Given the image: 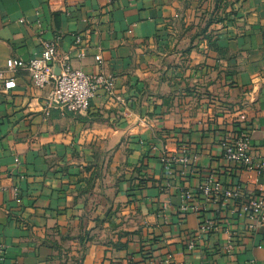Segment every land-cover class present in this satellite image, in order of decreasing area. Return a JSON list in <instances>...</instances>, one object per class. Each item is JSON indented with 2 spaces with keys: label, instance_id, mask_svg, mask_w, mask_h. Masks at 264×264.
<instances>
[{
  "label": "crops",
  "instance_id": "1",
  "mask_svg": "<svg viewBox=\"0 0 264 264\" xmlns=\"http://www.w3.org/2000/svg\"><path fill=\"white\" fill-rule=\"evenodd\" d=\"M57 38L59 59L114 90L47 116L50 87L25 71L0 85L5 264H264V224L234 212L264 193V0H0V69ZM228 132L249 134L261 170L224 159ZM183 151L188 166L168 162ZM210 176L243 200L202 201Z\"/></svg>",
  "mask_w": 264,
  "mask_h": 264
},
{
  "label": "built area",
  "instance_id": "2",
  "mask_svg": "<svg viewBox=\"0 0 264 264\" xmlns=\"http://www.w3.org/2000/svg\"><path fill=\"white\" fill-rule=\"evenodd\" d=\"M60 39L46 43L39 58L23 62L15 59H9L6 63V69H0V85L4 92H9L16 88V81L7 78V74H15L25 71L31 78L32 86L36 89L50 87V92L44 102L46 115L52 109H59L65 113L82 115L88 112L91 101L95 98L99 89H104L107 94L111 95L114 90V81L107 79L104 75H86L80 70L72 69L67 58L59 59L57 50ZM82 40L76 38L75 46L81 45ZM101 63V58H96ZM58 68V73L55 67ZM223 149L224 159L234 165L244 167L248 172L261 170L263 166L257 164L252 154L251 138L248 133H230L228 132L220 139ZM170 163H180L188 166L190 163L186 152H182L179 158L171 157ZM200 194L202 201L211 203L215 197L224 199L225 202L242 199L240 187L229 189L225 187L219 179L214 176L207 178L201 185ZM187 199L193 198V195H186ZM200 202L196 204L185 203L180 211L183 214L195 212L198 213ZM239 215L248 216L260 224H264V193L258 197L243 201L239 208L234 209ZM214 221L211 217L205 218L197 231V235L188 244V250L193 251L196 244L203 239L208 233L215 229ZM234 243L231 238L225 247V251L231 255L234 252ZM7 259V248L0 242V264H5ZM163 264H170L167 260Z\"/></svg>",
  "mask_w": 264,
  "mask_h": 264
},
{
  "label": "trees",
  "instance_id": "3",
  "mask_svg": "<svg viewBox=\"0 0 264 264\" xmlns=\"http://www.w3.org/2000/svg\"><path fill=\"white\" fill-rule=\"evenodd\" d=\"M224 0H218V2H223Z\"/></svg>",
  "mask_w": 264,
  "mask_h": 264
}]
</instances>
